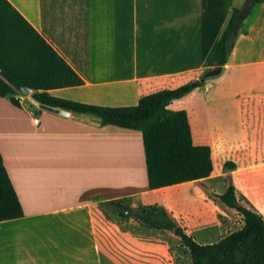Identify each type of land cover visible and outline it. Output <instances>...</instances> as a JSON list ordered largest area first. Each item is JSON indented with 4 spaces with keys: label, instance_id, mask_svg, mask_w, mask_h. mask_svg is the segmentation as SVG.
Here are the masks:
<instances>
[{
    "label": "crops",
    "instance_id": "obj_1",
    "mask_svg": "<svg viewBox=\"0 0 264 264\" xmlns=\"http://www.w3.org/2000/svg\"><path fill=\"white\" fill-rule=\"evenodd\" d=\"M8 1L84 81L53 97L127 107L203 79L170 109L187 112L193 142L210 147L214 171L149 190L139 131L42 111L22 96L23 109L0 98V152L24 210L0 222V264H176L167 240L179 241L174 234L134 235L106 219L105 203L139 196L141 205L164 207L200 245L243 227L238 212L214 198L230 181L264 217V2L241 24L222 71L208 77L234 9L246 0ZM197 209L212 225L193 220Z\"/></svg>",
    "mask_w": 264,
    "mask_h": 264
},
{
    "label": "trees",
    "instance_id": "obj_2",
    "mask_svg": "<svg viewBox=\"0 0 264 264\" xmlns=\"http://www.w3.org/2000/svg\"><path fill=\"white\" fill-rule=\"evenodd\" d=\"M264 2L258 0L257 3ZM242 9H234L231 21L222 35L209 62L213 68L225 66L239 35L235 28ZM0 67L33 91L32 97L50 107L96 117L102 126H114L142 134L149 190L197 182L209 178L214 165L208 146L193 142L186 111L170 109L172 102L188 96L203 85V79L176 90H165L141 99L134 107L112 108L89 105L53 97L50 92L79 88L83 79L8 1L0 0ZM20 95L0 77V98L9 99L23 109ZM226 169L234 168L228 163ZM222 205L236 210L243 220L241 230L220 242L200 245L188 236L164 207L138 205L136 209L122 201L105 203L118 217L119 223L105 214L125 232L147 237L170 232L186 250L191 264H264V217L254 207L246 205L232 181L222 195H214ZM134 211L130 217L121 209ZM24 217V210L12 184L0 152V222ZM133 223L134 227L122 224Z\"/></svg>",
    "mask_w": 264,
    "mask_h": 264
},
{
    "label": "water",
    "instance_id": "obj_3",
    "mask_svg": "<svg viewBox=\"0 0 264 264\" xmlns=\"http://www.w3.org/2000/svg\"><path fill=\"white\" fill-rule=\"evenodd\" d=\"M258 0H246L244 7L239 14L237 18V23L235 25V28L239 29L240 25L249 17L251 14L252 9L257 4ZM222 71L221 67H217L214 70L207 73L208 77L216 76ZM0 77H2L6 82H8L14 90L21 95L22 97H27L29 101L37 106L40 110L62 115V116H69V112L66 110H62L59 108L50 107L44 104H39L38 101H36L33 97V91L24 86L22 83H20L17 79H15L12 75H10L7 71H5L2 67H0ZM121 212L125 215H128L130 217L134 216V211H129L125 208L121 209Z\"/></svg>",
    "mask_w": 264,
    "mask_h": 264
},
{
    "label": "rangeland",
    "instance_id": "obj_4",
    "mask_svg": "<svg viewBox=\"0 0 264 264\" xmlns=\"http://www.w3.org/2000/svg\"><path fill=\"white\" fill-rule=\"evenodd\" d=\"M23 100L25 101L26 106H32V107L34 106L29 101V99L27 97H23ZM136 105L127 106V107H134ZM112 108H121V107H112ZM132 164H133V161H132ZM88 198H90L92 200H96V197L93 194L88 195ZM134 199L122 200V203L136 209L138 204L139 203L141 204L142 198L139 196V197H135ZM244 204H246V203H244ZM103 210L106 212V214H108L112 218V220L119 223V219H118L117 215L109 207L106 206L105 209H103ZM190 213H191L190 215L193 218V220L195 218H200V219H202L203 226L206 227L209 225L210 219L208 218L209 215H208L207 211L204 210V212H203V211H200L197 209L196 212L191 211ZM196 220L198 221V219H196ZM122 225L124 227H131V226L134 228L138 227L137 225H134L133 223H125V224L123 223ZM210 225H212V224L210 223ZM205 231H207V230H205ZM167 240H168L170 246L172 247V251L174 252L176 264H191L189 255L186 253V250L180 246V242L175 238L167 239Z\"/></svg>",
    "mask_w": 264,
    "mask_h": 264
}]
</instances>
